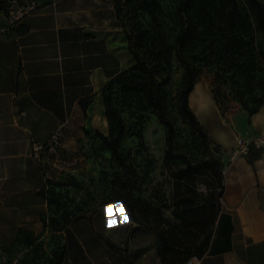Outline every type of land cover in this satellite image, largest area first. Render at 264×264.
I'll list each match as a JSON object with an SVG mask.
<instances>
[{"label": "crops", "instance_id": "obj_1", "mask_svg": "<svg viewBox=\"0 0 264 264\" xmlns=\"http://www.w3.org/2000/svg\"><path fill=\"white\" fill-rule=\"evenodd\" d=\"M35 1L37 9L13 25L0 11V264H49L54 249L63 250L61 264H122L100 207L52 225L57 214L45 189L59 172L53 156L26 153L55 130L66 149L106 134L104 86L134 60L124 31L102 7ZM188 104L218 147L223 173L215 220L191 255L199 264H264V101L251 115L224 116L198 80ZM238 138L250 142L247 154L236 153Z\"/></svg>", "mask_w": 264, "mask_h": 264}, {"label": "rangeland", "instance_id": "obj_2", "mask_svg": "<svg viewBox=\"0 0 264 264\" xmlns=\"http://www.w3.org/2000/svg\"><path fill=\"white\" fill-rule=\"evenodd\" d=\"M76 1L81 8L102 7L104 15L114 16L122 30H130L135 16L146 28L151 26L149 15L137 7L139 0ZM259 1L264 4V0ZM157 2L160 5L157 19L163 39L171 45V53L167 55L169 62L159 68L156 76L164 113L174 125V151L185 154L193 164L206 159L217 160L216 146L198 133L182 114L180 93L189 77L195 81L205 80L224 116L240 112L248 114V110L264 98V65L259 61V54L264 53V29L254 22L247 0H237L240 18L248 17L251 23L244 31L245 39L250 41L249 49L235 52L233 47L224 45L228 32L222 31L223 19L218 17L217 8L211 10L213 23L208 21L207 28L200 31L191 44L176 46L175 36L181 24L186 22V10L193 14L192 2ZM216 4L219 8L218 1ZM6 8V0H0V11L7 12ZM250 68L254 69L253 73H241ZM131 85L127 79L125 83L122 80L110 83L105 89L110 106L125 125L119 148L123 154H129L127 166L118 165L97 135L78 138L77 142H83L74 149L65 146L61 155L53 156L59 173L56 179H48L53 183L47 182L45 189L57 214L52 225L64 226L81 211L100 207L107 216L109 236L119 247L122 264L177 262L190 250L192 252V249L186 251L184 248L191 235L188 232L191 222L206 220V229L213 224L221 197L219 187L205 169L191 175L187 181L177 178L176 174L184 164L175 158H165L166 126L141 95L130 88ZM133 170L136 172L133 190L136 220L129 218L120 201L108 202L114 189L112 178ZM186 195L192 199L189 205L182 201ZM112 210L123 213L112 216ZM162 234L172 247L162 244ZM45 261L46 257L43 258Z\"/></svg>", "mask_w": 264, "mask_h": 264}, {"label": "trees", "instance_id": "obj_3", "mask_svg": "<svg viewBox=\"0 0 264 264\" xmlns=\"http://www.w3.org/2000/svg\"><path fill=\"white\" fill-rule=\"evenodd\" d=\"M192 2L193 14L186 10V22H183L178 29L175 36L174 45L183 46L184 44H191L196 35L207 28V23L210 21L213 23L211 10L217 8L218 17L223 19L222 31H227V41L225 46L233 47L235 52H241L242 49H249L250 41L245 39L244 31L246 27H250L251 23L248 17L245 19L240 18V6L237 0H189ZM219 2V8L216 2ZM248 8L251 12L256 25L264 29V4L259 0H247ZM140 11L149 15L151 20V26L146 28L140 21L138 16H135V20L132 21L130 30L124 28V33L127 39V48L133 57L134 62L126 69L122 70L110 80L104 86L103 99L105 105V114L108 123V135L97 131V135L102 144L108 148L113 155L114 159L121 167H126V160L129 158V154H123L119 148L121 139L125 132V125L122 118L117 111L110 106L109 98L105 95V89L110 83L125 81L129 79V83H132L131 87L134 91L141 95L147 105L151 107L158 120L166 126V159H178L184 164V168L178 170L176 176L178 179L187 181V179L194 175L196 172H200L205 169L209 175L215 180L219 187V193L222 195L223 191V173L221 167V161L218 159H206L198 164H193L183 153L174 151L173 133L174 125L170 119L165 115L163 108V96L159 90V83L157 82V71L161 66L169 62L167 55L171 53V45L167 44L163 39L162 32L157 19V12L160 9V5L157 0H139L137 6ZM220 27V26H217ZM241 27L242 29L240 30ZM239 28V32H235ZM261 65H264V53L259 54ZM261 69L262 68H258ZM257 69V70H258ZM253 68L242 70L241 73L249 75L253 73ZM256 70V69H255ZM194 78H188L187 83L180 93V108L183 115H185L188 121L194 125L202 136L210 140L204 131L202 125L199 123L195 113L192 111L188 104V94L191 91L194 83ZM215 100V99H214ZM264 101L261 98L254 108L248 110V114L254 113L259 105ZM217 104V103H216ZM112 184L114 186L111 197L108 202L120 201L123 208L127 212L131 220H136V200L133 198V190L136 187V172L133 170L125 175H120L112 178ZM51 182V180H47ZM55 184H62L61 182H54ZM46 192V191H45ZM44 193V192H43ZM47 193V192H46ZM48 195V193H47ZM48 202L53 201L52 198L47 196ZM183 203L189 205L192 201L191 197L184 196ZM219 206V205H218ZM218 211V209H217ZM206 220L192 221L188 232L191 234L190 238L184 244L186 251L193 250L194 245L199 236L206 231ZM110 246L114 244L108 239L107 236H101ZM162 244L166 247H172L168 244L163 234L160 236ZM170 249V248H169ZM190 253L177 262H171L168 264H180ZM63 256V250L54 249L52 251V257L49 259V264H61ZM161 264H165L162 260ZM167 264V263H166Z\"/></svg>", "mask_w": 264, "mask_h": 264}, {"label": "built area", "instance_id": "obj_4", "mask_svg": "<svg viewBox=\"0 0 264 264\" xmlns=\"http://www.w3.org/2000/svg\"><path fill=\"white\" fill-rule=\"evenodd\" d=\"M7 16L10 25L15 24L22 17L34 12L37 9L35 0H6ZM249 143L243 138L236 140L237 154H247L249 150ZM63 150V145L60 137V131H53L45 143H33L30 150L26 153V157L41 159L42 155L59 156ZM180 264H199V259L195 255L187 257Z\"/></svg>", "mask_w": 264, "mask_h": 264}, {"label": "bare ground", "instance_id": "obj_5", "mask_svg": "<svg viewBox=\"0 0 264 264\" xmlns=\"http://www.w3.org/2000/svg\"><path fill=\"white\" fill-rule=\"evenodd\" d=\"M201 102H203V100ZM203 116L207 119V121H209V122L211 121L206 113H203ZM118 213H123V211L122 210H112L111 211L112 215H115V214H118Z\"/></svg>", "mask_w": 264, "mask_h": 264}]
</instances>
